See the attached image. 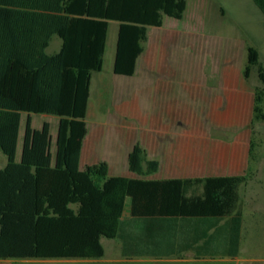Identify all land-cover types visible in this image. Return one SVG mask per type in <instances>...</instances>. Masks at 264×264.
<instances>
[{
	"label": "trees",
	"instance_id": "1",
	"mask_svg": "<svg viewBox=\"0 0 264 264\" xmlns=\"http://www.w3.org/2000/svg\"><path fill=\"white\" fill-rule=\"evenodd\" d=\"M252 1L264 17V0ZM185 10L186 0H27L25 10L0 8V64L11 59L29 62L58 34L63 51L75 53L76 70L73 104L4 101L9 91L0 83V152L7 160L0 170V261L97 260L104 256L103 238L118 240L121 255L128 259L155 256L162 243L171 245L170 255L182 227L192 232L184 240L206 239L209 229L232 215L228 241L236 253L242 222L237 205L245 176L150 179L159 164L147 160L138 145L127 157L130 177H111L105 162L80 167L90 80L103 67L108 23H118L113 73L132 77L147 28L161 27L163 16L181 20ZM18 19L34 22V34L11 38L7 22ZM17 52L19 58L11 56ZM254 66L264 83L258 52L249 47L245 77ZM27 70V85L38 84L51 93V74ZM3 79L0 72V82ZM22 112L61 117L54 157L49 125L33 130L28 117L20 162L15 163Z\"/></svg>",
	"mask_w": 264,
	"mask_h": 264
},
{
	"label": "rangeland",
	"instance_id": "2",
	"mask_svg": "<svg viewBox=\"0 0 264 264\" xmlns=\"http://www.w3.org/2000/svg\"><path fill=\"white\" fill-rule=\"evenodd\" d=\"M117 26L109 23L100 75L110 87L103 94L99 86L92 88L91 123L101 112L107 116L108 131L134 132L147 160L153 157L151 141L158 138L160 147L195 150V156L204 158L197 161L198 167L207 174L234 168L228 170L246 178L239 188L241 200L255 197L264 210V83L258 66L244 75L249 47L258 52L264 69V17L257 6L252 0H186L181 20L163 16L161 27L147 28L144 52L132 77L117 76L112 70ZM147 81L175 95L165 99V113L155 120L149 118L146 98L138 97L134 105L138 119L131 120L126 115L130 94L137 86L139 93L146 94ZM41 123L34 118L32 126ZM162 155L159 152L155 160L161 163ZM19 162L18 151L15 163ZM5 165L0 152V170ZM167 171L176 174L168 167L149 178L166 179ZM101 244L104 256L97 260H4L0 264H149L146 259L123 257L118 240L103 238Z\"/></svg>",
	"mask_w": 264,
	"mask_h": 264
},
{
	"label": "crops",
	"instance_id": "3",
	"mask_svg": "<svg viewBox=\"0 0 264 264\" xmlns=\"http://www.w3.org/2000/svg\"><path fill=\"white\" fill-rule=\"evenodd\" d=\"M27 0H0V8L9 10H25ZM82 18L81 20H83ZM8 23V32L11 38L21 39L25 35H33L34 22L24 21L22 19L10 20ZM110 23V22H109ZM109 23L106 36L105 52L103 57V67L101 72L93 73L90 80V92L86 111V128L87 134L82 144L80 155V167L96 165L101 162H105L109 169V175L111 177H130L128 171L127 157L131 149L138 142V136L134 132L118 131L116 133L108 131L107 116L104 113H97L94 116V120L91 123V97L92 88L99 86L102 94L105 90H108L110 85L104 82L100 75L103 71L105 58L107 55ZM72 29L73 28H68ZM118 32V26H117ZM117 43V37H116ZM115 51L112 58V70L114 65ZM21 54L13 53L12 57L19 58ZM60 56L59 60H47V58H54ZM142 55L138 58L136 63V69L140 62ZM26 67V68H25ZM34 67L36 71H45L52 75L54 83L51 93L46 91L43 86L38 87V84L32 87L26 83L30 82L24 76L27 73V68ZM75 53L73 50L63 51V40L58 34L51 36L48 46L43 52L37 54L33 58H30L29 62L19 61L15 59L4 60L0 64V72L4 74V79L0 82L3 88L9 93H5V100H10L12 103H35V104H73L75 99ZM136 72V70H135ZM69 74L72 75L69 79ZM96 75V78L95 76ZM122 85V84H121ZM140 86L135 87V91L131 92L129 107L127 108L126 115L131 120L138 119L137 109L134 107L137 104V98H146L148 107L149 118L155 120L164 114L165 99L168 96L175 95L170 91H165L158 83L147 81L145 88L148 90L146 94L139 93ZM42 89L41 93H27L24 90ZM71 89V94L69 90ZM1 102V100H0ZM30 117L31 128L33 130H40L44 123L49 125L50 133V153L54 157L56 150V138L58 123L61 117L49 114H35V113H21V121L18 136L17 152L19 151L21 157V149L24 136V128L21 127L22 119L25 120ZM34 118H40L42 123L40 127L33 128L32 121ZM152 159L155 160L158 153L161 152L162 162H158L159 171L162 169L172 167L176 169V174L170 176L168 171L166 172L167 178H200V177H228V176H241L240 173H231L232 168H220L218 174H207V170L199 166L197 161H203L204 158L195 156V150H189L186 147L177 148L171 150L168 146L160 147L158 138L152 140L151 143ZM193 153V155H192ZM167 154V156H164ZM182 154V155H181ZM5 157V156H4ZM6 158V157H5ZM172 161V162H171ZM170 162L173 163L170 166ZM7 164V160H6ZM54 161H52V165ZM6 166V165H5ZM234 170V168L232 169ZM158 171V172H159ZM258 199L250 197L245 200H241L239 195V202L237 205V212L241 214L242 222L240 227V239L238 247L235 252V248L228 241V231L231 226L228 221L231 217L221 221L215 228L207 231L208 237L192 240L189 242L184 238L190 236L191 230H187L188 227H182L183 230L179 232V239L174 243V251L170 255H166L169 250V246L166 243H162L155 256L152 257H133L142 258L149 261V264H264V210L258 207ZM127 203V202H126ZM258 204V205H257ZM260 206V205H259ZM263 207V205L261 206ZM127 209L125 208L124 214L127 215ZM204 226L199 228V233H204ZM198 233V232H197ZM188 235V236H187ZM195 236V235H193ZM188 245H191L193 249H187ZM234 254V255H233ZM131 259V260H132Z\"/></svg>",
	"mask_w": 264,
	"mask_h": 264
}]
</instances>
